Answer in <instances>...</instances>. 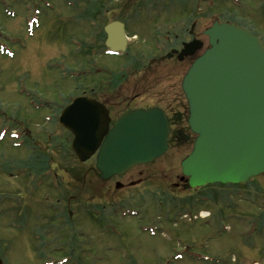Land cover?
<instances>
[{"label": "rangeland", "instance_id": "rangeland-1", "mask_svg": "<svg viewBox=\"0 0 264 264\" xmlns=\"http://www.w3.org/2000/svg\"><path fill=\"white\" fill-rule=\"evenodd\" d=\"M121 1L131 9L138 1L143 5L141 0ZM176 1L178 5L173 2L169 8H185V24L189 28L194 1ZM263 2L197 0L198 25L205 31L216 20L235 21L262 35ZM32 4L31 0H0V259L3 264H264V174L238 184L209 185L194 190L183 187L181 162L192 151L195 139L185 122L187 108L184 126L177 128L186 138L173 140L158 159L136 165L123 177L107 181L94 171L95 157L84 163L76 159L71 138L61 127L55 129L51 145L45 142L47 136H43V131L47 125L42 120L48 112L41 106L42 102L54 98L55 90L64 93L71 83L80 84L86 64L83 58L79 59L76 44L69 45L74 48L73 56L68 54V44L62 41L66 40L67 31L60 27L44 30L41 26L33 30L26 27V15L34 12L33 7L29 8ZM118 6V2L107 5L112 9ZM69 25L64 24L66 28ZM79 31L74 29L68 35L76 32L79 36L75 38L82 39ZM47 36L52 43L47 42ZM200 39L204 43L199 49L202 53L208 46V38L203 33ZM114 59L95 58L97 63L109 65ZM165 64L172 70V65ZM176 79L179 77L163 80L165 86L161 87H171L169 98L179 100L181 77L178 84ZM185 110L182 112L186 113ZM35 139L40 141V150H36ZM42 152L52 155V162L46 161L63 173L58 182L68 187L64 197L55 191L53 179L47 176L43 177L40 189L35 190L39 178L28 172L35 167L31 159L39 158ZM67 170L72 171L74 179ZM139 177L143 183L136 186L129 182ZM117 181L123 186H116ZM174 183L180 186L176 188ZM19 188L20 192H13ZM4 189L6 198L2 195ZM197 193L211 195L213 199L195 206L192 202ZM71 195H75L72 201ZM89 196L96 217L91 214L86 219L82 215L71 217L69 210L80 209ZM57 198L66 202L57 203ZM53 204L57 206L53 208ZM190 206L192 209H187ZM183 207L186 211L179 213ZM209 211L211 216L203 219ZM183 212L189 215L182 216ZM34 233L38 234L34 236Z\"/></svg>", "mask_w": 264, "mask_h": 264}, {"label": "water", "instance_id": "water-1", "mask_svg": "<svg viewBox=\"0 0 264 264\" xmlns=\"http://www.w3.org/2000/svg\"><path fill=\"white\" fill-rule=\"evenodd\" d=\"M106 31L111 49L126 43L123 23L112 22ZM204 34L209 46L182 81L188 126L196 135L181 162L186 188L241 183L264 173V42L229 21H214ZM202 47L200 40L189 42L181 55ZM61 123L73 132L72 148L81 161L96 154L102 179L161 157L172 130L158 107L132 110L110 127L108 110L83 98L66 107Z\"/></svg>", "mask_w": 264, "mask_h": 264}, {"label": "flooded vegetation", "instance_id": "flooded-vegetation-1", "mask_svg": "<svg viewBox=\"0 0 264 264\" xmlns=\"http://www.w3.org/2000/svg\"><path fill=\"white\" fill-rule=\"evenodd\" d=\"M31 1L34 2V5L32 4L29 8L33 7L34 12L31 16L26 15V27L29 30H33L38 26L44 27L43 30L45 28L51 29L60 27L65 33L67 31V35L65 34L66 40L63 39L62 41L63 44H68V54L73 56L74 53H71V51L74 52V48L69 45L76 44L79 50V59L83 58L86 64L84 78L83 81H80V84L71 83V87H68L64 93L63 90H55V97L52 99L46 98L41 104L48 112L45 119L42 120V122L47 125L45 126L46 130L43 131V136H47L45 142L48 145H51L53 142L55 129L61 127L71 138L70 145L76 159L82 163L85 162L81 161L73 151V132L63 126L60 120L61 114L65 108L77 98H83L89 102L93 101L103 105L108 110L110 126L121 116L132 110L140 108L149 109L152 107L161 108L168 116L172 128L169 136V145L173 140L179 141L187 137L182 130H177L178 127L184 126L183 122L187 114L186 110L188 111L187 100L182 89V81L188 68L202 53H199L200 50H197L191 55H181V52L187 43L201 40V35L204 33L198 25L199 21L197 17L199 16V9L197 0H193L194 7L191 9L192 13L190 12L193 15V20L189 28L185 24L186 9L182 8L179 10L176 8H169L170 3L176 2L175 5L178 3L176 0H141L143 5L138 1L133 9L126 8L124 5L127 4H124L121 0ZM161 1H166V3ZM115 2L119 4L116 9L107 7L108 4ZM164 4H166V7L162 6ZM262 6V10L264 11V4ZM177 11L178 13H176L174 17L170 16V14ZM115 13H117V15H114ZM163 15H167V17ZM112 22L123 23L126 37V43L122 47L118 45V48L114 50L107 45L108 33L106 27ZM65 23H70V25L66 28L64 26ZM262 23L263 33L262 35L260 34V37L264 41V18ZM165 27H168V29H164ZM74 29L80 30L79 32L82 33V39L75 38V36H79L76 32L68 35V33ZM45 33H47V31ZM46 38H48V36ZM46 40L52 43L50 38ZM104 56L115 58V62L111 65L106 62L103 64L96 62L95 58H102ZM165 63L172 65V70L168 68ZM174 76L175 78L178 76L179 79L181 77V92L180 89H178L179 100L169 98L168 92H170L171 87L167 89H165L166 87H161L165 86L163 85V80L170 81ZM179 79H176L177 84ZM172 88L177 90L175 86H172ZM181 101L183 103L185 102V106L181 107ZM183 110H185L186 113L182 112ZM187 118L185 122L188 125ZM188 129L192 133L189 126ZM40 140H44V138ZM34 144L36 150H40L41 144L38 139L34 140ZM39 155V158L33 157L31 159L35 167L31 168L30 172H28L30 175H35V177L39 178V184L34 186L35 190L40 189L43 185V177L47 176L53 179L52 187L55 191L59 192L61 196L64 197L69 191L66 185H63L61 181V183L58 182V177H62L63 175L61 169L49 165V162L51 163L53 159L52 155L43 152ZM92 157H95L96 161V155ZM46 160H49V162ZM131 169L123 174L114 175L108 179H102L101 174L96 169V163L94 171L101 180L107 181L113 177H123L129 173ZM67 171L70 177L72 176L71 178L74 179L73 173L71 174L72 171ZM142 174L143 172H140V175ZM23 175L25 176V173ZM180 181H182L183 187L185 186L186 188L188 182L187 177H181ZM129 182L137 186V184L143 183V179L139 177ZM174 185L176 188L180 186L179 183H174ZM116 186L122 187L123 184L117 181ZM206 186H209V184L199 187H188L187 189L192 188L194 190ZM18 187H21V184H19ZM20 190L21 188L15 189L13 192H20ZM76 191L77 193L79 192L78 189ZM149 191L151 192L152 190ZM200 193L193 196L192 203L195 206L200 202H209L213 199L211 195ZM2 195L6 198V189L2 191ZM74 196L75 195L70 196L71 201L72 198H75ZM148 197L149 195L147 198ZM68 200L70 199H67V201ZM62 201L66 202L64 198ZM62 201L60 198H57L55 202L58 203ZM86 201L87 202L81 205L80 209H76L75 211L69 210V215L71 217L73 215H82L84 219L90 214L96 217L97 214L94 213V210L89 204L91 202L90 196ZM51 206L54 208L57 205L53 204ZM65 206L69 207L68 204ZM184 208L185 207H183L179 213H181L182 210L186 211ZM187 209L192 208L190 206L187 207ZM99 213H101V211L98 212V215H100ZM177 215L178 214H176L175 218ZM184 215L187 216L189 214L188 212H183L182 216ZM195 217L196 215H194L193 218L195 219ZM35 234L37 235L38 233Z\"/></svg>", "mask_w": 264, "mask_h": 264}]
</instances>
